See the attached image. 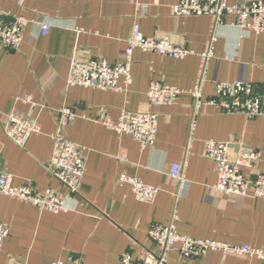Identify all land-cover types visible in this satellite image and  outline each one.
<instances>
[{
    "label": "crops",
    "instance_id": "0c3cea01",
    "mask_svg": "<svg viewBox=\"0 0 264 264\" xmlns=\"http://www.w3.org/2000/svg\"><path fill=\"white\" fill-rule=\"evenodd\" d=\"M179 1L138 0L136 6L133 0H0L6 24L15 18L27 22L17 51L0 45V171L12 177L14 186L31 185L39 194L54 191L66 199L69 209L52 214L0 196V222L9 228L0 264H50L55 259L119 264L125 252L139 260L155 251L148 238L151 226H165L171 220L181 236L264 251V199L215 191L214 165L205 157L206 142L229 143L230 159L252 150L260 154L257 167L264 171V117L246 120L212 106L194 112L188 93L168 107L147 106L145 98L152 80L188 92L203 72L204 101L216 98L217 83L245 81L261 86L264 32L256 35L232 27L230 17L221 26L208 16L174 17L172 8ZM243 1L252 0H228V4ZM44 23L51 29L42 36ZM135 23L145 38L169 35L193 54L174 59L134 50L132 84L123 92L67 86L71 59L123 62ZM213 35L215 41L210 43ZM209 45L212 58L205 62L202 55ZM25 97L31 103L23 102ZM61 108L74 110L76 118L66 135L86 158L76 197H69L49 171L51 136ZM122 109L156 115L152 147H142L97 122L104 110L116 123ZM14 111L31 115L41 129L23 148L4 134L5 117ZM175 163H184L182 188L168 175ZM120 175L158 188L155 200L137 201L128 185L117 182ZM191 263L264 264V260L209 252ZM168 264L184 263L179 253H172Z\"/></svg>",
    "mask_w": 264,
    "mask_h": 264
},
{
    "label": "built area",
    "instance_id": "2783aa9c",
    "mask_svg": "<svg viewBox=\"0 0 264 264\" xmlns=\"http://www.w3.org/2000/svg\"><path fill=\"white\" fill-rule=\"evenodd\" d=\"M139 6L138 0H133ZM174 17L208 16L215 26H221L224 18H234L232 27L249 30L256 35L264 32V0L243 1L230 5L228 0H180L172 8ZM5 14L0 10V45L17 51L23 42V28L26 21L15 18L12 24L4 22ZM49 24H40V34L45 36L50 30ZM215 41L213 35L210 43ZM134 50L144 53H155L162 57L181 59L193 53L183 45L174 42L169 35L147 39L141 32L140 25L135 23L131 36L126 41L123 51V62L109 64L99 57L87 58L84 61L71 59L67 86L99 91L123 92L132 84L131 67ZM212 58V46L209 45L202 59L208 62ZM205 72L188 92L173 86L152 80L146 91V104L150 107H168L176 103L182 93H188L193 101L194 112L202 107H216L223 114L239 115L250 120L264 117V80L261 86L252 82L235 81L215 84L216 98L203 100ZM18 99V98H17ZM31 103L29 97L23 99ZM74 110L61 108L55 117L56 130L51 136L53 149L49 161L51 175L66 189L69 197L79 194L81 181L85 174L86 158L84 150L70 141L66 135L67 127L75 120ZM97 122L115 131L126 134L142 147H152L157 131V118L151 112H132L122 109L115 123L104 110L99 112ZM5 136L16 146L23 148L32 135L41 133L38 122L29 114L14 111L7 115L3 124ZM229 143L206 142L205 157L214 165L217 182L213 186L218 193L242 198L264 199V171L258 169L260 154L244 150L235 159L229 158ZM184 163L171 165L169 178L181 188L186 184L183 177ZM247 172V175H244ZM117 182L128 185L135 199L142 203L155 200L159 189L147 186L140 180L126 175L117 177ZM0 196L14 198L29 204L39 211L52 214L69 211L66 199H61L54 191L44 194L35 192L31 185L14 186L12 177L0 171ZM9 236V228L0 222V251ZM148 238L155 251L148 252L139 260L125 252L119 264H168L172 253H179L184 264L203 258L209 252H219L222 256L255 257L264 260V251L250 246H234L211 240H196L177 233L174 220L167 225L155 224L148 231ZM11 264H23L15 261ZM50 264H79L75 260H52Z\"/></svg>",
    "mask_w": 264,
    "mask_h": 264
}]
</instances>
